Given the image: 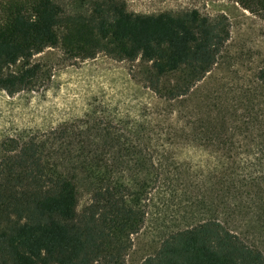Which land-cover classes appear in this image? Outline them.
I'll return each mask as SVG.
<instances>
[{
  "label": "trees",
  "instance_id": "trees-1",
  "mask_svg": "<svg viewBox=\"0 0 264 264\" xmlns=\"http://www.w3.org/2000/svg\"><path fill=\"white\" fill-rule=\"evenodd\" d=\"M235 1L264 20V0ZM228 38L225 15L196 8L137 13L125 0H0V89H31L41 72L31 57L59 46L71 58L103 52L149 62L146 86L174 99L204 77ZM169 75L177 80L166 82ZM126 125L86 116L1 140L0 264H125L164 151L147 130ZM141 264H264V254L210 218L171 232Z\"/></svg>",
  "mask_w": 264,
  "mask_h": 264
},
{
  "label": "rangeland",
  "instance_id": "rangeland-1",
  "mask_svg": "<svg viewBox=\"0 0 264 264\" xmlns=\"http://www.w3.org/2000/svg\"><path fill=\"white\" fill-rule=\"evenodd\" d=\"M125 2L137 13L196 8L211 18L223 14L229 38L204 77L174 99L146 86L150 63L140 58L100 52L80 59L59 46L44 48L30 59L41 66L31 89L12 95L0 89V142L86 116L147 130L164 148L161 180L131 235L125 264H141L171 232L210 218L264 254V20L235 0ZM86 201L83 195L79 208Z\"/></svg>",
  "mask_w": 264,
  "mask_h": 264
}]
</instances>
